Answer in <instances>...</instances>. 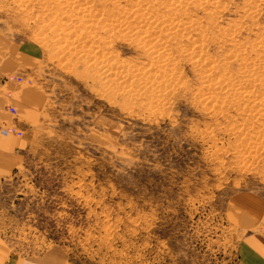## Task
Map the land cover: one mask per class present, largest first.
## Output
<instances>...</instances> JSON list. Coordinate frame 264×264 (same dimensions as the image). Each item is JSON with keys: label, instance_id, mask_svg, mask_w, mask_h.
I'll return each mask as SVG.
<instances>
[{"label": "rangeland", "instance_id": "obj_1", "mask_svg": "<svg viewBox=\"0 0 264 264\" xmlns=\"http://www.w3.org/2000/svg\"><path fill=\"white\" fill-rule=\"evenodd\" d=\"M51 1L0 0V37L40 54L12 80L42 99L0 174V235L80 264H239L233 199L264 200V0H85L80 19Z\"/></svg>", "mask_w": 264, "mask_h": 264}, {"label": "crops", "instance_id": "obj_2", "mask_svg": "<svg viewBox=\"0 0 264 264\" xmlns=\"http://www.w3.org/2000/svg\"><path fill=\"white\" fill-rule=\"evenodd\" d=\"M37 45L25 41L12 45L0 37V121L14 125L22 131L28 121L41 115L40 88L31 84L16 83L8 79L11 73L20 74L26 66L38 62ZM22 74V73H21ZM15 108V114L4 109L6 102ZM23 132V131H22ZM16 134L0 135V174L14 171L21 156L22 140ZM236 207L247 217L244 234L238 239L235 249L239 264H264V200L255 194L244 192L234 197ZM0 264H80L69 259L60 247H50L39 255H22L12 251L0 235Z\"/></svg>", "mask_w": 264, "mask_h": 264}, {"label": "bare ground", "instance_id": "obj_3", "mask_svg": "<svg viewBox=\"0 0 264 264\" xmlns=\"http://www.w3.org/2000/svg\"><path fill=\"white\" fill-rule=\"evenodd\" d=\"M22 1V0H21ZM158 1V0H157ZM166 1V0H165ZM51 2H53L55 5H57V8H58V6H59V10H63V12H64V14L66 13V14H73V16H75V17H77V18H83V16H85V15H87L86 17H88V18H96L97 16L93 13V11H91L90 10V7L86 4L87 2L85 1V0H52ZM94 2V1H93ZM150 2V1H149ZM161 2V1H160ZM209 2V1H208ZM109 3H110V1H109ZM111 4H112V7L114 8H116V6H117V8H118V5L117 4H119L118 3V0H111ZM136 4V3H135ZM149 4V3H148ZM167 4H168V2H167ZM196 4H198L197 2H196ZM92 5V4H91ZM132 5H134V4H132ZM159 5V4H158ZM162 5V4H161ZM171 5H172V3H171ZM199 5V4H198ZM48 6V5H47ZM135 6V5H134ZM160 6V5H159ZM170 6V5H169ZM213 6V5H212ZM106 7V6H105ZM116 8V9H117ZM158 8V7H157ZM172 8H175V7H172ZM120 9V8H119ZM151 9H154L153 7L151 8ZM108 10V9H107ZM174 10V9H173ZM118 11V10H117ZM138 11V10H137ZM148 11V10H147ZM152 11V10H151ZM153 11H155V10H153ZM104 12H106V11H104ZM146 12V11H145ZM156 12V11H155ZM172 12V11H171ZM100 13V12H99ZM148 13V12H147ZM138 14V13H137ZM178 14V13H177ZM105 16H107L106 14H104ZM103 15V16H104ZM159 15V14H158ZM157 15V17H159V18H161L160 16H158ZM179 15V14H178ZM69 16H71V15H69ZM100 16V15H99ZM102 16V15H101ZM104 16V17H105ZM131 16V15H130ZM134 16H136V15H134ZM163 16V15H162ZM174 16V15H173ZM176 16V15H175ZM113 17H114V14H113ZM129 17V16H128ZM127 17V18H128ZM150 17V16H149ZM171 17V16H170ZM103 18V17H102ZM107 18V17H106ZM126 18V19H127ZM69 19H70V17H69ZM149 20L150 19H153V18H148ZM162 19V18H161ZM161 19H157L156 21H158L157 23H156V26H155V28L157 29V30H161V28L162 27H160L161 25H163L164 26V24H166L167 26H165L166 27V29L168 30V31H172V30H175L176 29V27L179 29V27L178 26H171L172 25V21L171 20H164V21H162V22H160L161 21ZM122 20H124V19H121V21H118L117 22V24H122L123 26H126L127 27V30L128 31H130V33H132V35L134 36V35H137L138 36V34H140V33H148V32H150L152 29H154V28H151V27H149V28H145V26H143L142 24H138V22L137 21H135V23L136 24H132L131 22H128V21H122ZM140 20V19H139ZM188 20V19H187ZM186 21V20H185ZM81 22V21H80ZM100 22H102V21H100ZM123 22V23H122ZM142 22V21H141ZM180 22H181V20H180ZM184 22V21H183ZM188 22V21H187ZM193 22V21H192ZM103 23V22H102ZM177 23V22H176ZM185 23V22H184ZM183 23V24H184ZM181 24H182V22H181ZM106 25V24H105ZM104 25V26H105ZM148 25V24H147ZM180 25V24H179ZM114 27V26H113ZM102 28V27H101ZM221 28V27H220ZM109 30V29H108ZM113 30H115V29H113ZM180 30V29H179ZM179 30H177V31H179ZM182 31V30H181ZM121 33V32H120ZM168 34H170V33H168ZM167 34V35H168ZM174 34V33H173ZM181 34V33H180ZM128 35H129V33H128ZM141 35V34H140ZM139 35V36H140ZM150 35V34H149ZM131 36V35H130ZM136 36V37H137ZM138 36V37H139ZM151 36H152V34H151ZM154 36V35H153ZM157 36V35H156ZM176 36V35H175ZM177 36H178V34H177ZM137 37V38H138ZM154 39V37L152 38V40ZM166 39V38H165ZM170 39H174V38H170ZM158 40H160V39H158ZM150 41V40H149ZM151 42V41H150ZM157 42V41H156ZM147 43H149L148 41H147ZM146 43V44H147ZM150 44V43H149ZM144 47H145V45H144ZM169 47V46H168ZM179 47V46H178ZM150 48V47H149ZM167 48V47H166ZM186 48V47H185ZM254 48V47H253ZM163 49V48H162ZM237 49V48H236ZM148 50V49H147ZM146 50V51H147ZM158 50V49H157ZM198 50V49H197ZM196 50V52H198ZM191 51V50H190ZM234 51V50H233ZM238 51V50H237ZM235 52V53H238V52ZM152 52V51H151ZM156 52V51H155ZM164 52H166V51H164ZM164 52H162V53H164ZM194 52V51H193ZM255 52H259V51H255ZM156 54V53H155ZM165 54V53H164ZM196 54H198V53H196ZM161 55V54H160ZM195 55V54H194ZM162 56V55H161ZM160 56V57H161ZM197 56V55H196ZM206 56V55H205ZM240 56V55H239ZM156 57V56H155ZM195 57V56H194ZM199 57V56H198ZM241 57V56H240ZM192 58H193V56H192ZM191 59V58H190ZM201 59H202V57H201ZM244 59V58H243ZM225 60V59H224ZM260 61V60H259ZM164 62V61H163ZM232 62V61H231ZM230 62V63H231ZM234 62V61H233ZM193 63V62H192ZM212 64V63H211ZM224 64H226V63H224ZM248 65H250L249 63H248ZM218 66V65H217ZM230 64H229V67H228V69L229 70H231L230 69ZM260 66V65H259ZM223 67V66H222ZM249 67H251V66H249ZM210 68H212V67H210ZM262 69V68H261ZM205 70V69H204ZM208 70H210V71H212L211 69H209L208 68ZM219 70H220V68H219ZM218 70V71H219ZM209 72V71H208ZM243 72H247V73H249V74H252V73H259L260 71H254V70H251V69H249L248 67H246L245 66V70L243 71ZM147 73V72H146ZM146 73H144V74H146ZM151 73V72H150ZM166 73H168V72H166ZM205 73V72H204ZM226 73H228V71H226ZM221 74H222V72H221ZM153 75V74H152ZM254 75V74H253ZM225 76H226V74H225ZM242 77H244V76H242ZM241 77V78H242ZM251 77V78H250ZM250 77H249V79H252V76L250 75ZM159 78V77H158ZM156 80V79H155ZM214 80V79H213ZM212 79H211V81H213ZM242 80V79H241ZM251 82V81H250ZM249 82V83H250ZM164 83V82H163ZM240 83V82H239ZM248 83V84H249ZM217 84V83H216ZM219 84V85H218ZM217 84V86H218V89L219 90H223V89H225V87L224 86H222V85H220V83H218ZM248 84H246L247 86H248ZM239 85V84H238ZM213 86H214V84H213ZM229 87V89H237V87L236 86H234V85H230V86H228ZM253 87V86H252ZM242 89V88H241ZM244 89V88H243ZM246 89H248V88H246ZM249 90V89H248ZM228 91V90H227ZM242 91V90H241ZM243 92V91H242ZM228 94V93H227ZM242 95V94H241ZM234 96V95H233ZM238 97H240V96H238ZM254 97V96H253ZM255 97H257V96H255ZM251 98V97H250ZM254 99H256V98H254ZM253 101V100H252ZM255 101V100H254ZM243 102V101H242ZM249 102H251V101H249ZM244 103V102H243ZM261 103V102H260ZM236 105H238V104H236ZM240 105V104H239ZM260 106V105H259ZM257 107V106H256ZM264 107V106H263ZM263 115H264V111L263 112H261Z\"/></svg>", "mask_w": 264, "mask_h": 264}, {"label": "built area", "instance_id": "obj_4", "mask_svg": "<svg viewBox=\"0 0 264 264\" xmlns=\"http://www.w3.org/2000/svg\"><path fill=\"white\" fill-rule=\"evenodd\" d=\"M8 79H14V80H21V76L18 74H11L10 76L7 77ZM5 111H7L9 114H12L15 112V108L13 105H11L8 101L4 105ZM16 134V135H21L22 131L17 129L14 125L12 126L11 124H4L0 121V134Z\"/></svg>", "mask_w": 264, "mask_h": 264}]
</instances>
